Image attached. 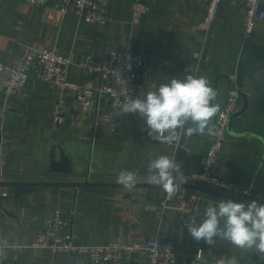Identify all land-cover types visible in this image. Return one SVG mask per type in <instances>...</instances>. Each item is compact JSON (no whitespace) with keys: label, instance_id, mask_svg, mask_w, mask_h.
<instances>
[{"label":"crops","instance_id":"obj_1","mask_svg":"<svg viewBox=\"0 0 264 264\" xmlns=\"http://www.w3.org/2000/svg\"><path fill=\"white\" fill-rule=\"evenodd\" d=\"M59 1L37 7L23 0H0V61L18 65L27 46L49 48L71 58L68 72L71 81L98 88L99 78L88 76L82 63L90 57L103 58L112 50L131 51L141 54L144 61L135 98L155 90L167 78L205 75L213 89L218 80L215 102L220 107L231 94L224 76H233V91H237L235 95L239 99L237 112L245 104L240 92L248 105L245 113L233 120L229 138L213 171L240 188H250L253 196L249 201L262 203L264 142L237 134L250 132L264 138V20L255 26L250 38H244L242 2L224 0L207 35L199 28L206 10L204 0H142L148 10L138 21L133 17L137 0H100L109 10L110 21L97 26L73 13L61 19L56 12ZM240 60L242 89L237 87L234 73ZM58 92L36 73L11 101H6L0 92V181L117 183L119 172L128 169L137 171L136 184H148L144 171L149 153L166 154L176 160L177 146L159 137H149L138 114L121 116L114 134L99 132L94 138L96 112L83 116L71 104L69 121L56 126L52 113ZM98 113L113 114L104 96L99 101ZM214 120L215 117L213 126ZM209 136L186 134L184 152L178 159L184 175L201 171V159L210 145ZM61 150L69 158L70 174L50 172L51 160L59 161ZM7 190L0 187V242L6 245L4 264L77 261L66 252H52L33 245L37 228L56 209L71 215L75 245L172 239L180 252L178 264H189L199 249L205 250L218 264L221 261L227 264L232 256L239 262L264 264V257L235 249L227 241L218 240L215 246L194 241L187 232V224L177 218L176 210L163 208L166 193L159 187L123 188L115 196L72 187H42L13 195H7ZM179 191L201 197L199 218L203 217L209 202L224 199L192 189ZM132 264H148V259L141 255Z\"/></svg>","mask_w":264,"mask_h":264},{"label":"built area","instance_id":"obj_2","mask_svg":"<svg viewBox=\"0 0 264 264\" xmlns=\"http://www.w3.org/2000/svg\"><path fill=\"white\" fill-rule=\"evenodd\" d=\"M23 1L31 6L45 7L52 0ZM204 1L206 10L199 28L209 35L224 0ZM238 1L242 2L244 12V38H250L255 26L264 20V0ZM133 7V17L136 21L140 20L148 10L142 0H137ZM56 12L61 19L73 13L80 20L97 26L107 25L110 21L109 10L100 0H60L56 6ZM71 64L72 60L69 56L59 55L49 48L29 45L20 64L12 65L0 61V92L6 101H11L27 85L31 75L36 73L59 91L52 113L56 126L60 127L69 121V106L74 104L77 112L83 116L96 112L94 138L99 132L114 134L118 119L122 116L120 105L136 96V84L144 70L142 55L131 51L112 50L103 58H87L82 63V68L88 76L99 78L98 88L71 81L68 78ZM103 96L108 100L113 114L98 113L99 101ZM238 106L237 95L231 93L215 117L214 131L209 136L210 145L201 159V171L185 174L183 184H202L210 189L251 200L253 191L250 188H240L237 183L220 178L213 171L229 138L228 127ZM260 199L264 203V196ZM200 202L199 195L178 191L172 198H168L165 194L162 206L164 209L174 208L177 218L187 224L191 216H198ZM33 245L52 252H66L77 258V261L71 264H132L134 259L141 255L147 257L148 264H178L177 258L180 254L177 242L172 239L155 238L144 242L75 245L71 215L61 209L54 210L44 224L37 228ZM5 247L6 245L0 242V264L5 262ZM189 264L218 263L210 259L205 250L199 249ZM239 264L250 263L241 261Z\"/></svg>","mask_w":264,"mask_h":264},{"label":"clouds","instance_id":"obj_3","mask_svg":"<svg viewBox=\"0 0 264 264\" xmlns=\"http://www.w3.org/2000/svg\"><path fill=\"white\" fill-rule=\"evenodd\" d=\"M216 97L207 76L188 74L183 78H167L143 97L127 99L120 105V113L122 116L138 114L149 137L156 136L171 143L178 139L181 130L187 135L213 133V119L221 111ZM184 177L177 160L166 154L149 153L148 182L162 188L168 198L176 195ZM116 179L119 185L132 189L138 173L124 169ZM198 218L191 216L187 223V232L194 241H203L209 246H215L218 240L227 241L235 249L264 257V204L257 200L244 203L221 199L209 202L199 222ZM227 264H239V261L232 256Z\"/></svg>","mask_w":264,"mask_h":264},{"label":"water","instance_id":"obj_4","mask_svg":"<svg viewBox=\"0 0 264 264\" xmlns=\"http://www.w3.org/2000/svg\"><path fill=\"white\" fill-rule=\"evenodd\" d=\"M206 54H207V52H205V54L203 56V61L206 60ZM234 73L236 75V77H235L236 85L238 88L242 89L244 87V84H243V65H242L241 60L238 63V65L236 66ZM224 78L227 80L228 88H229L230 92L233 94H236L237 91L236 92L233 91V86H232L233 76L225 75ZM214 90L216 91V93L219 92L218 80L216 82V86H215ZM240 94L245 99V104H244V107L241 111L236 112L233 115L231 122H230V125L228 127L229 132H231L233 120L236 117L242 116L247 109L248 104L246 101V97L241 92H240ZM237 135L238 136L254 137V138H257V139L261 140L262 142H264V138H262L258 135H255L254 133L245 132V133H241V134H237ZM193 136H196V135L193 134ZM185 137H186V133L183 130H181L179 133L178 139L170 143L171 146H177V148H176V160L177 161H178L181 153L184 152L182 145L184 143ZM1 142H2V132L0 129V174L2 171V168H1ZM50 172L51 173H64V174L72 173V168H71V164L69 162V158L63 150H61V158L59 161H55L54 158L51 160ZM144 173L147 174V170L144 171ZM0 187H6L8 189L7 195L25 194L27 192H32V191L39 189V188H42V187H72L75 189L83 188L87 192L101 193L103 195H110V196H115L117 193H119L121 191V189L124 188L123 186L119 185L118 183H114V182H107V183L90 182V181H77V182L35 181V182H25V181H7V180L6 181L1 180L0 181ZM135 187L156 188L157 186H154V185L148 183V184H136ZM180 189L197 190V191L209 193V194H212V195L224 198V199H231L235 202H244V203L250 202L249 200L240 199L238 197L226 194V193L218 191V190L210 189V188H207V187L201 186V185L182 184Z\"/></svg>","mask_w":264,"mask_h":264}]
</instances>
